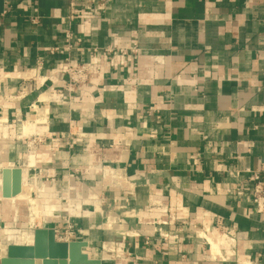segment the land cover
Wrapping results in <instances>:
<instances>
[{
	"label": "crops",
	"instance_id": "1",
	"mask_svg": "<svg viewBox=\"0 0 264 264\" xmlns=\"http://www.w3.org/2000/svg\"><path fill=\"white\" fill-rule=\"evenodd\" d=\"M97 2L100 17L71 20L91 0H0V194L3 168L27 169L29 184L53 193L37 228L63 233L69 219L102 264H264L249 180L264 163V0ZM67 30L82 40L69 54ZM135 41L125 65L68 93V55L88 60L95 47ZM232 227L223 260L210 249L218 236L202 229ZM8 232L6 248L34 239ZM113 243L122 258L103 249Z\"/></svg>",
	"mask_w": 264,
	"mask_h": 264
},
{
	"label": "built area",
	"instance_id": "2",
	"mask_svg": "<svg viewBox=\"0 0 264 264\" xmlns=\"http://www.w3.org/2000/svg\"><path fill=\"white\" fill-rule=\"evenodd\" d=\"M104 9H105L104 3L97 2V0H91V3H88L84 6V13H81L79 11L73 12L70 18L71 20H75L77 16H82L84 20H91L93 18L100 17ZM65 40H66L65 49L68 52V54L74 48L80 49L79 44L81 43L82 40L80 38H76L75 33L72 32L71 30L66 31ZM137 47L138 46L136 41L132 42V45L117 44L113 48L100 49L95 47L93 49L94 54L88 60L74 61L72 60L70 55H68L67 58L65 59V63H66L65 71L70 75V80L67 84L68 93L72 94L74 91L77 90L78 87H83L84 84H87L88 82L100 77V75L102 74L105 68H112V67L117 68L119 66L125 65L129 59L133 58L139 53ZM56 50H57L56 48L52 49V51H56ZM71 72L72 74H70ZM23 94L24 92H21V94H19L20 95L19 97L23 96ZM53 97L59 103L72 101V95L69 96V99H66L67 97L62 92L55 93ZM81 134H82L81 130L79 134L73 133L72 139L76 136H80ZM105 172H107V170ZM249 180L254 183L253 191H252V200L253 203L255 204L256 210L257 212L264 214V163L259 171L252 173ZM238 191L241 194V190L238 189ZM44 223H46V218ZM67 224L69 225L68 226L69 229H67L63 233H59V230L55 229L57 239L60 241H67V242L76 241L77 235L69 219H67ZM36 228L37 226H35V229ZM202 232L207 235L213 233L216 236L226 237L228 240H230V242L236 241V236H237L236 227L212 228V229L203 228ZM164 237L167 240H171V239L177 240L179 238L177 233L173 235L165 233ZM204 237L205 239L207 238L206 236ZM103 249L109 252L112 258H116V259L122 258L125 255V250L118 243H113L112 245L109 246L104 244ZM210 249L212 252L211 244H210ZM6 250H7L6 246H2L0 244V260L3 254L6 252ZM229 254H230L229 251L225 250L224 255L227 256ZM215 255L220 259L226 260V257L222 255L221 252Z\"/></svg>",
	"mask_w": 264,
	"mask_h": 264
},
{
	"label": "water",
	"instance_id": "3",
	"mask_svg": "<svg viewBox=\"0 0 264 264\" xmlns=\"http://www.w3.org/2000/svg\"><path fill=\"white\" fill-rule=\"evenodd\" d=\"M2 196L17 197L23 191V169L6 167L2 170ZM35 188L27 187L21 199L33 197ZM87 241H60L54 228H36L31 244L12 243L0 264H102L91 258L85 248Z\"/></svg>",
	"mask_w": 264,
	"mask_h": 264
},
{
	"label": "rangeland",
	"instance_id": "4",
	"mask_svg": "<svg viewBox=\"0 0 264 264\" xmlns=\"http://www.w3.org/2000/svg\"><path fill=\"white\" fill-rule=\"evenodd\" d=\"M66 72V71H65ZM67 73V72H66ZM72 74V72L70 73ZM68 75V80H70V75L69 73H67ZM34 135L37 134V132L33 133ZM40 142L39 139L35 140V144L37 145ZM34 147V146H33ZM27 177H28V171L23 170V191L17 196L18 198H21L24 195V191L26 190L27 187H31L36 189V194L37 197L36 198H31V199H35L40 203V210L42 212H39V217L37 219L34 217V220L32 221V206L30 205L29 199H20V200H16V201H4L1 197H0V223L2 222V220H10V222L13 220H11L12 218H14V209L16 212V218L17 221L10 227H8L7 230H5L4 232L1 233L0 235V244L2 246H5L7 241H9V239H7L9 236V230H18L20 233L24 232V233H29L31 234L34 230H35V226L41 224L42 220L44 219V217H49V216H44L42 215L43 211H44V205L48 203L49 200H51L52 195H53V191L51 192L52 194L49 193V187L48 186H42V187H37L35 185L29 184V182L27 181ZM2 195V194H0ZM59 200L58 197L55 198V201ZM53 201V204L55 205L56 202ZM91 202H94L92 199L90 200ZM96 203V202H95ZM97 204V203H96ZM13 209V212H12ZM17 210V211H16ZM68 210V208H67ZM55 215V214H54ZM31 221V223H30ZM220 236H218L219 238ZM20 240V242H27L26 238L25 239H20V238H11V241H17ZM230 241H227L225 244H230Z\"/></svg>",
	"mask_w": 264,
	"mask_h": 264
},
{
	"label": "bare ground",
	"instance_id": "5",
	"mask_svg": "<svg viewBox=\"0 0 264 264\" xmlns=\"http://www.w3.org/2000/svg\"><path fill=\"white\" fill-rule=\"evenodd\" d=\"M40 121V120H39ZM35 126H36V121H32L31 123H29V124H26L25 125V130H26V133L27 134H30L31 132H33L34 131V128H35ZM113 183H115V182H113ZM117 183V182H116ZM119 184V183H118ZM93 197V196H92ZM91 197V199H94V198H92ZM95 200V199H94ZM97 202V201H96ZM68 211H70L71 212V214H76L77 216H82V215H85V214H87L88 212L87 211H85V210H82V208H78L77 207V209H72V207H70V206H68ZM39 212H40V209H38L37 208V206H33L32 207V214H31V216H32V221L34 220V217L36 218V216H37V219H38V217L40 216L39 215ZM88 215V214H87ZM40 218V217H39ZM30 223H31V221H30ZM206 235V234H205ZM207 236V238H208V235H206ZM209 240H210V244H211V248H212V253L213 254H219L220 253V251H221V245H223V244H225L227 241H230V240H228L226 237H223V236H220L219 238H218V241H215L212 237H209ZM33 242V240L31 241V242H29L30 244ZM222 254V253H221ZM241 264H251V262H249L248 260L247 261H243V262H241Z\"/></svg>",
	"mask_w": 264,
	"mask_h": 264
}]
</instances>
